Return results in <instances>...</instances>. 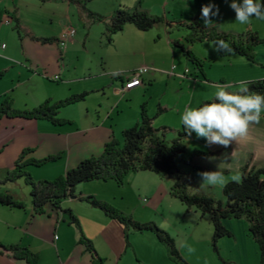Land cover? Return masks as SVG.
I'll return each mask as SVG.
<instances>
[{"label": "rangeland", "instance_id": "374dc122", "mask_svg": "<svg viewBox=\"0 0 264 264\" xmlns=\"http://www.w3.org/2000/svg\"><path fill=\"white\" fill-rule=\"evenodd\" d=\"M67 2L0 0L1 8L17 9L22 24L35 35L61 36L70 27L75 31L63 51L58 43L41 44L23 33L19 37L13 30L15 24L11 22L10 26L1 17L0 41L6 44V48L0 50V71H4L0 78V97L9 94L14 108L22 110L37 107L47 99L55 103L72 95L84 94L83 100L58 110L57 117L66 120L62 125L21 118L0 121V179L13 167L25 148L34 149L31 156L39 160L68 149L83 157L81 160L100 156L104 144L112 136L120 141L122 130L138 122L142 104H145L146 114L152 119V127L165 141L170 142L182 127L179 116L185 106L197 107L203 101L212 100L216 85L231 83L233 87L230 91L235 92L237 81L248 83L264 80V20L252 17L247 24H240L235 21V12L228 6L230 0H211L219 12L216 16L210 13L206 22L201 18L200 9L210 0H83L84 8L81 4L73 3L69 9ZM138 4L141 9L169 24L164 22L148 31H139L126 24L108 41L103 23L92 21L87 16V12H90L108 19L116 9H132ZM193 19L202 25L213 26L218 32L234 36L241 34L246 38L256 33L260 43L254 49L253 62L233 51L225 54L215 50L213 42L185 44L183 37L188 33L187 26ZM168 40L170 43L178 40L204 62L206 80L178 48L174 47L175 55L168 53L171 46ZM139 66L149 70V74L143 76L144 83L133 91L118 93L116 89L119 88L120 79L115 77L119 74L128 76ZM185 68L189 71L187 75L183 74ZM151 74H154V78L149 79ZM55 75L60 78L56 80ZM185 142L186 151L176 158V165L185 171L183 182L188 193L199 194L203 191L217 195L216 186L214 188V185L202 182L200 173L186 166L194 153H202L199 157L206 155L205 139L197 138L192 133ZM46 166H49L48 163L34 169L40 172ZM46 175L53 176V171ZM58 175L42 180H52ZM229 175L234 176L232 173ZM170 178L151 172H135L124 177L122 186L111 180L106 181L109 182L107 186L103 181H91L84 185L98 195L97 198L94 194L97 199H107L106 202L134 221L154 223L174 240L178 251L204 247L210 237L209 218H200L199 212L194 210L186 212L185 207L169 195L172 185ZM206 185L213 188L205 189ZM0 190L10 193L24 205L23 209L0 205V218L3 219L0 221V239L6 241V244H0L23 245L26 244L25 240H29L28 243L31 242L38 251L39 264H58L53 247L54 228L58 216L62 214L68 221L67 215L45 207L44 214L32 216L30 188L23 179L0 184ZM65 202L75 210L74 213H79L84 229L93 239L89 240L104 256L107 255L106 264H115L119 260V264H145V260H139L135 252L147 250L155 244L152 233L128 229L125 239L124 229L117 221L109 219L99 222L98 213L84 209L86 205L79 203V200L66 198ZM71 228L75 229L73 225ZM80 228L84 234L82 226ZM126 242L128 247L125 246ZM159 246L165 248L164 245ZM114 255H118L119 260ZM152 256L159 257L160 254L153 253ZM1 260L2 264H6L5 260ZM75 264L81 263L77 261Z\"/></svg>", "mask_w": 264, "mask_h": 264}, {"label": "trees", "instance_id": "16d2710c", "mask_svg": "<svg viewBox=\"0 0 264 264\" xmlns=\"http://www.w3.org/2000/svg\"><path fill=\"white\" fill-rule=\"evenodd\" d=\"M70 1L81 4L82 8L85 7L83 0ZM87 16L92 21L103 23L104 33L108 41L112 40V35L122 31L126 24L132 25L139 31H148L154 26L165 22L162 18L155 17L138 7L132 9L120 7L108 19L90 12H87ZM14 19L13 30L16 31L18 36L23 33L24 36L31 37L43 44L58 43L56 38L34 37L29 30L20 25L18 19ZM187 28L188 33L183 37L185 44L192 45L196 42L223 40L231 44L235 54L250 62H253L254 49L260 43L256 33H252L246 38L241 34L234 36L218 32L213 26L202 25L196 19H193ZM171 45L178 48L187 61L206 80L203 70L204 62L194 56L178 40L171 41ZM3 75L4 72L0 71V78ZM142 77L143 75L140 79L143 82ZM118 78L121 80V77ZM246 87L249 93L264 95L263 79L250 81L246 84ZM83 98L84 94L72 95L55 103H51V100L47 99L37 107L19 110L14 108L13 99L9 94L2 95L0 97V120L2 118L46 120L56 126L62 125L66 120L57 117L58 110L61 107L83 100ZM209 101L206 100L200 104ZM151 120L146 114L145 104H142L138 122L132 127L122 130L120 141L112 136L104 144L100 156L83 159L75 167L66 170L52 180L33 181L28 167H41L46 163L55 162L61 158L62 153L58 152L39 160L31 156V153H33L31 148H25L14 161L13 167L6 171L0 179V184L5 185L23 179L24 183L30 188L31 215L44 214L45 207H50L51 210L57 213L66 214L68 224L73 225L78 233V243L90 255V264H103V259L96 252L93 243L83 234L75 215L70 209L63 210L61 208L63 200L72 196L76 187L81 183L111 180L118 186H122L124 177L128 173L151 172L162 177H172L173 183L169 189V195L177 199L185 207L186 212L194 210L199 212L200 217L207 216L209 218L212 226L211 245L215 251L217 250L218 241L223 237L230 236L226 221L244 219L248 223L249 235L258 247L260 263L264 264V169L248 170L244 168L238 181H231L223 186L224 202L207 195L190 194L183 182V173L176 165V158L186 151L185 140L190 135L185 133L183 127H181L180 131L177 132V137L167 142L159 135L158 130L152 127ZM200 154L202 153L196 152L194 156ZM83 200L91 207L102 212L106 218L117 221L124 229L125 239H127L126 231L128 229L138 232H150L165 246L171 261L176 264H187L180 256L174 240L154 223H138L129 215L114 208L110 203L98 200L93 196L84 197ZM0 205L8 208H24L21 201L14 199L10 193L1 190ZM125 246H129L127 242ZM4 254L15 261H22L24 264H38L39 262L37 253L20 244H0V256Z\"/></svg>", "mask_w": 264, "mask_h": 264}, {"label": "crops", "instance_id": "0c3cea01", "mask_svg": "<svg viewBox=\"0 0 264 264\" xmlns=\"http://www.w3.org/2000/svg\"><path fill=\"white\" fill-rule=\"evenodd\" d=\"M73 3H76V2H72L68 0L67 8L69 9L71 7V4ZM138 8L141 9L139 5H138ZM18 15H19V11L17 9L13 10V9H7V7H4V8L0 7V17H3V20L5 23L6 21H8V25L11 26V22L15 24L14 18H16L19 20L20 25L23 28H26L27 30H29V32L36 38H56V39L59 38L58 34L52 37H41V36L35 35L28 27L24 26L25 24L24 25L22 24V22L19 19L20 16ZM165 24L168 25L169 23L165 22ZM29 38L31 40H34L31 37ZM36 42H39V41H36ZM168 45L169 46L171 45L169 40H168ZM171 46H170V50H167V51L168 53H172L173 55H175V48ZM186 70L187 68H185L183 72V74L185 75L189 73L188 70H187L188 72L185 73ZM148 74H149V70L144 75H148ZM128 77L129 75L121 76L119 88L116 89L118 93L124 94L125 92L133 91L137 89L138 87H140L145 81L144 78L142 77L143 82L141 85L136 86L122 93L121 92L122 81ZM152 77L154 78V74L149 75L148 78L150 79ZM115 78H118V77H115ZM2 119H9V118H2ZM206 146H207V151L205 153L206 155L203 157H199V156L192 157L186 163V166H188L190 169H193V171H196L198 173L212 172V171H218L219 173H221L223 176V184L214 185V188L216 186V188L218 189V193L217 195H215L217 197H215L214 195H211V193H205L203 191H201L199 194L213 196V198L221 202H224V197L222 194L223 186L231 181H238L240 179L242 170L244 168L248 170L249 169H253V170L264 169V115H262L261 120L258 123H252L249 125L247 135L243 137H237L235 140H232L228 146H222L219 144H211V145L207 144ZM61 153H62L61 158L55 162L48 163L49 166H46V168H44L43 171L39 172L35 170L34 167L29 168L28 171L30 172L31 176L35 180H42V179L52 178L53 176H56L58 174L61 175L69 168L75 166L83 158V157H80L74 151H71L69 149L67 151H61ZM179 170L183 173V176H184L185 171L182 169H179ZM50 171H53V176L51 177L46 175ZM230 173L234 174V176L231 177L229 175ZM227 174L229 176H225ZM170 179L173 183V178L171 177ZM105 183H104V186L109 185L108 184L109 182H105ZM84 184L86 185V183L79 184L76 187L74 194L68 197L67 199L79 200V203L82 202L86 205L87 208H84V209H86L87 211H92L93 213L94 211L98 213L97 217L100 219L99 222L103 223V222L109 221V219L106 218L102 212L89 206L87 203L84 202L82 198L85 196H93V197L97 196L98 198V195L86 189V186ZM201 187H203L202 184H201ZM210 188H213V187H210L209 185L205 186V189H210ZM15 199L17 198L15 197ZM101 200L107 201V199H101ZM67 205H68V202H65V200H63L61 204L63 210L70 208V210H72L74 213L75 210L72 209L69 205L68 206ZM188 213H191V211ZM74 214L77 217V220L79 221L80 226H82L85 236L88 239L93 240L92 237H90L87 231L84 229V225H83L84 223L80 219L79 213H74ZM203 217L205 216H202L200 218H203ZM66 219L67 218H65L64 215L60 214V216H58L57 218L55 228H54V233H55L54 236L56 235L57 238L53 240V247L57 255V258L59 259L58 264H67L70 262L75 264L77 261L81 264H90L89 253H87L85 248L81 244L78 243V233L76 229L71 228V225L68 224V221ZM1 220L3 219L0 218V221ZM5 224L7 225V223ZM226 225L230 232V236L223 237L218 241L216 251L213 249L211 245V236H212V226H211V230L208 234L210 235V237L208 236L207 242L205 243L204 247L201 246L199 249L195 247L192 250H188L185 248L183 250L181 249L178 251L180 256L183 258V260L187 264H261L258 247L248 232V223L244 219H237V220L230 219L226 221ZM154 239H155L154 240L155 244H152V246L149 249L141 251L139 253L135 252V254L136 253L138 254L137 256H139V260L142 261L144 259L145 264H176L175 262L171 261V259L169 258L167 250L163 247L160 248L159 245L161 246L163 245L159 243V241H157L156 237H154ZM20 240L23 242L22 239ZM25 241H26V244L23 243L22 246H27L31 251L38 254V251L31 244V242L28 243L29 240H25ZM5 242L6 241L0 239V243L6 244ZM94 248L96 249V252L98 253V255L103 259V264H106L105 258L107 255L104 256L103 253L97 247L94 246ZM153 253L160 254V256L159 257L152 256ZM114 256L116 260H119L117 257L118 255H114ZM0 258L2 260H5L6 264H24L22 261H15L11 259L6 254L0 256ZM119 261L115 262V264H119ZM0 264L2 263L0 262Z\"/></svg>", "mask_w": 264, "mask_h": 264}, {"label": "clouds", "instance_id": "9594fccd", "mask_svg": "<svg viewBox=\"0 0 264 264\" xmlns=\"http://www.w3.org/2000/svg\"><path fill=\"white\" fill-rule=\"evenodd\" d=\"M228 6L235 12V21L242 25L247 24L252 17L264 20L262 0H230ZM218 12V7L211 0L200 9L201 18L205 22L210 13L216 16ZM213 44L215 50L225 54L233 51L223 40L214 41ZM246 83L243 80L237 81L235 92L230 91L233 87L231 83L218 84L212 100L197 107L185 106L179 116L184 132L188 135L195 133L197 138H204L209 145L222 146H228L237 137L247 135L249 125L258 123L264 113V95L249 93ZM200 176L202 182L209 185L223 184V176L218 171L203 172Z\"/></svg>", "mask_w": 264, "mask_h": 264}, {"label": "built area", "instance_id": "2783aa9c", "mask_svg": "<svg viewBox=\"0 0 264 264\" xmlns=\"http://www.w3.org/2000/svg\"><path fill=\"white\" fill-rule=\"evenodd\" d=\"M6 23H8V21H6ZM75 31L72 27L66 29L61 36H59L58 38V44L60 46V48L62 50L65 49L67 43L71 40L72 36L74 35ZM6 48V44L4 42L0 41V50H4ZM174 70V66L171 67ZM148 72V68L145 66L139 67L135 70H133L131 72V74H129V77L124 79V81L122 82V87H121V92H125L128 91L136 86H139L142 84V81L140 79V77L142 75H144L145 73ZM187 72V70L185 71V73ZM122 75L119 74L117 75V77H121ZM56 80H58V76H55ZM57 237L54 236V239H56Z\"/></svg>", "mask_w": 264, "mask_h": 264}, {"label": "bare ground", "instance_id": "6f19581e", "mask_svg": "<svg viewBox=\"0 0 264 264\" xmlns=\"http://www.w3.org/2000/svg\"><path fill=\"white\" fill-rule=\"evenodd\" d=\"M187 72H188V71H187ZM187 72H186V73H187Z\"/></svg>", "mask_w": 264, "mask_h": 264}]
</instances>
